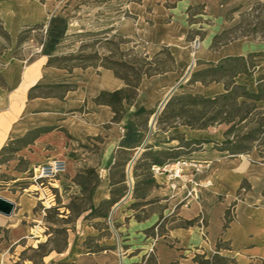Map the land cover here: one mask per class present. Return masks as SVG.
I'll return each mask as SVG.
<instances>
[{
	"label": "crops",
	"instance_id": "1",
	"mask_svg": "<svg viewBox=\"0 0 264 264\" xmlns=\"http://www.w3.org/2000/svg\"><path fill=\"white\" fill-rule=\"evenodd\" d=\"M195 4L204 7L205 15L224 20L223 16L233 0H142L131 1L127 5L129 14L135 17V21L125 19L126 23L117 27V34L120 35L122 31L124 37L145 43L148 53L158 54L161 49L167 48L175 60V66L164 74L142 79L139 95L133 104H125L126 114L120 123L112 122L114 114L110 107L95 103L101 92H113L125 87V82L113 70L101 67L74 68L70 72L48 63L55 57L58 44L70 33L72 26L60 15L57 0H47L45 3L33 0L21 12L11 11L4 19L0 16L13 36L22 26L45 24L48 20V38L41 54L30 59L15 78L8 80L9 90H0V153L12 141L22 139L29 132L41 128L49 129L47 133L61 129L83 141L101 138L97 167L100 183L95 191L93 204L98 207L103 201L110 199V170L119 150H139L143 145H155L162 141H167L164 145L173 146V143L178 142L168 143L167 133H153L155 116L149 119L151 130L145 138L138 123L139 116L154 111L175 95V86L184 81L185 71L193 61L217 63L226 57L248 55L247 44L243 40L212 50L210 46L216 33H212L211 37L207 36L201 49L193 53L188 40V10ZM38 86H55L51 89L54 93L41 94V91L47 89L37 88ZM195 86L203 89L197 94L223 91L221 84L215 85L218 87L216 92H210L214 85L204 87L197 83ZM222 127L192 130L182 126L181 133L188 140L221 142L224 140V130H220ZM213 131L217 133L215 136ZM202 153L208 154L201 151L195 155ZM209 154L203 163L205 166H201L202 173L184 175L182 181L177 182L178 185L189 188L191 181L210 180L212 187L204 190L201 196L188 198L184 196L186 192L183 188L171 191L168 177H163L167 173L156 176L160 189L170 192L168 196L171 204L179 206L178 221L185 223L198 219V222L189 227L173 226L161 235L151 254L154 263L150 262L149 256L153 239L145 231L155 221L150 218L138 221L134 214L124 212L123 207L127 204L124 199L112 208L115 222L120 226L118 230L125 233L117 249L114 247L99 253L89 252L85 246L87 238H97L100 244V233L98 229L83 225L73 236H69L64 252L50 253L44 257L43 263L200 264L195 257L200 255L206 256V259L211 258L217 251L218 242L223 240L225 244H230L231 249H221L220 255L233 259L232 264H264V161L256 152L238 157L211 150ZM243 182L250 189H242V198L232 210L233 221L225 229L226 212L238 200V191ZM35 207L36 203H33L29 207L24 206L23 210L29 214ZM14 226L18 227V224L15 223ZM19 231L21 230L11 232L18 234ZM21 237L25 238L26 234ZM17 245L18 240L10 246L0 243V264L17 263L13 260L12 251V248L16 250Z\"/></svg>",
	"mask_w": 264,
	"mask_h": 264
},
{
	"label": "rangeland",
	"instance_id": "2",
	"mask_svg": "<svg viewBox=\"0 0 264 264\" xmlns=\"http://www.w3.org/2000/svg\"><path fill=\"white\" fill-rule=\"evenodd\" d=\"M31 1L33 0H0L1 18H7L11 11L16 13L23 11L26 4ZM40 1L45 3L47 0ZM131 1L140 0H57L60 15L65 17L72 26L70 33L64 36L58 44L53 64L71 72L74 68L96 69L113 66L112 63L114 62H131L137 68L145 70L144 60L148 56V62L153 63V68H156L157 65L155 64L159 63H163V66L167 68L171 67L172 63L167 56V52L154 58L157 53H148L145 43L124 37L122 31L120 35L117 34V27L119 24L126 23L125 19L135 21V17L131 16L127 9V5ZM203 10L204 7L198 4L188 10L191 39L189 43L193 53L201 49L207 36L211 37L212 33L221 36V41L234 37L238 38L237 40H243L247 44L248 55L261 54L254 59L257 66L254 76L241 78V81L247 80L253 87L255 78L259 76L264 78V0H233V4L223 16L224 20L211 17L212 15H205ZM1 18L0 90H9L8 80L15 78L20 69L30 59L41 54L48 38V20L45 24L22 26L19 32L13 36ZM224 31H228V33L222 35ZM215 36L212 39L210 48L213 45ZM164 49H161L160 52ZM207 67V65H201L200 61H193L191 67L185 71L187 75L191 69L188 77L175 86V95L181 94L183 90L193 94L201 92L203 90L201 87L190 85L188 82L193 73ZM117 69L122 74L128 72L120 66H117ZM217 89L218 87L214 85L210 88V92H216ZM40 93L51 94L54 92L41 91ZM160 107V105L157 106L152 111L153 115L150 116L157 115L153 133L158 135L167 133L166 138L169 139L184 135L181 133L183 128L179 125L180 121H177V127L173 128H169L165 124L158 125V119L165 108L160 110ZM148 117L147 114H143L138 118V123L145 133V138L151 130V118ZM220 130H225V126ZM213 132L215 136L217 133L216 131ZM33 138L34 135H31L21 141L14 140L0 153V196L17 204L15 214L11 218L0 215V243L4 246H10L15 240H18L16 250L12 248L13 260L17 261L16 264H44V255L50 250H63L66 248V237L63 230H67V241L69 243V236H73V233L85 225L98 229L100 233V244L97 238H87L88 246L91 247L93 252L98 249L97 246L115 247L117 249L122 238L125 237V233L118 230L120 226L115 222L112 209L105 220H87L88 212L83 213V210L89 207L90 201L89 191L85 193L81 184L88 179L92 186L96 183L95 175L93 176L89 171L93 170L97 173L101 150L100 140H78L61 129L44 133L37 140ZM185 138L187 139L186 135ZM166 142L143 145L140 147L139 150L141 151L138 155V149H136L128 154H119L120 157H118L122 163L129 155L132 157L131 162L135 158L133 163L129 162L125 169L127 193L124 200L127 204L123 208L124 212H130L141 219L150 218L155 221L153 226L145 231V234L151 235L152 242L159 239L169 228L184 225L182 221H178L177 207L179 206H175V203L171 204L168 196L170 192L161 190L159 185H148L141 181L151 175L150 170L144 166L140 167L136 174L140 176L139 180L141 181L138 195H147V198L145 200L134 198L135 167L139 158L147 150V147H153V151L171 147L164 145ZM175 144H178V142L173 143V146H176ZM213 147L212 143L205 144L202 149L208 154H193L189 160L192 159L199 163L198 165L205 166L203 163L210 156V150L215 151ZM183 152L186 154L188 151ZM256 153L258 154V152ZM261 159L264 161L263 158ZM51 165L57 166L60 172L51 176ZM39 167H41L40 170L42 168L46 169L45 175H50L45 179L43 186L40 181L36 182L38 179L34 177L35 169ZM121 170L122 168L115 170L116 180L121 178ZM186 170L185 175L189 176L196 172L195 169L189 167ZM167 175L169 174H165L163 177L167 178ZM51 179L52 181L48 184L47 180ZM122 187L123 185H118L115 189L119 192ZM178 188L180 189L181 186L179 185ZM244 189L246 190V188ZM170 190L173 191L172 188ZM204 190L206 189L200 190V196L203 195ZM185 192L184 196H187V190ZM50 193L54 196L55 205L50 210H44L43 203L48 205L47 201L51 195ZM242 193L241 191V195ZM40 197L42 199L38 201L37 199ZM136 202H140V205L133 207ZM33 203H36V207L29 214H26L23 210L24 206L29 207ZM126 222L128 223V219ZM15 223L18 224V227L14 226ZM153 227L155 229H152ZM18 229L21 230L18 234H12V230L17 231ZM23 234H26L25 238L21 237ZM48 241L49 243L44 249L37 250L40 244ZM125 241L127 240H123V242ZM149 254L151 256L153 251H150ZM150 262L154 263L153 256H151Z\"/></svg>",
	"mask_w": 264,
	"mask_h": 264
},
{
	"label": "trees",
	"instance_id": "3",
	"mask_svg": "<svg viewBox=\"0 0 264 264\" xmlns=\"http://www.w3.org/2000/svg\"><path fill=\"white\" fill-rule=\"evenodd\" d=\"M141 1L142 0L135 2ZM227 33L228 31H224L222 35H226ZM220 37L221 36L219 35L215 36L211 47L212 50H218L219 48L238 39L234 37L229 40L221 41ZM188 40L191 41L190 33ZM164 52H167V56L172 63V66L169 68L163 66V63L155 64L157 66L156 68H153V63L148 62V56H146L144 60L146 64L145 70L137 68L135 64H132L131 62H114L112 63L113 66L104 67L113 70L115 75L125 82V87L123 89L113 92L103 91L95 99V103L97 105H105L112 109L114 114L112 119L113 123H120L124 119L126 114L125 104L131 105L136 101L139 95L141 82L144 77H153L164 74L174 68L175 60L167 48L156 54L154 58L163 55ZM260 55L261 54L259 53H253L248 56H231L223 58L217 63L201 62V65H207L208 67L193 73L188 83L190 85L200 83L204 87L221 84L223 86V91L215 94H193L182 91L181 94L173 95L169 98L163 112L160 115V118L158 119L159 126L165 124L169 128L177 127V121H180L179 125L189 127L192 130H208L218 126H225L223 133L224 140L221 142L203 139L188 140L184 135H182L174 136L169 139L168 143L178 141L176 146L166 147L156 151H153V147L151 146L147 147V150L139 158L135 167V199L145 200L147 198V195H138L141 181L148 185H158L155 178V167L162 169L163 167L175 164L182 159H190L196 152L203 151L202 148L205 144L212 143L215 151L226 156L238 157L241 155H249L256 151L260 157L264 159V78L261 76L255 78L253 80V87L247 80L241 81V78L244 76H254L257 68L254 59ZM48 63L54 65L53 58H51ZM117 66L126 69L128 71L127 74L120 73ZM42 87L47 89V91H51V89L55 88V86H38L37 88ZM46 95H50V93H47ZM144 114H147V116H149L148 118H150V116L153 115V112L149 111ZM49 131L50 130L47 128L37 129L29 132L26 137L17 141L24 140L31 135H34L33 139L37 140L42 134ZM98 139L100 142L102 141L101 138ZM185 150L188 151L186 154L183 152ZM129 152L131 151L119 150L117 155L128 154ZM117 155L110 170V199L103 201L98 207L94 206V194L100 183L99 176L95 171H89V173L93 174V176L95 175L96 177V183L93 186L91 185L89 179L81 184L85 193L89 191L90 205L83 210V213L88 212V215L86 216L87 220H105L108 217L110 210L120 203L127 193L125 169L127 164L131 162L132 157L129 155V157H127L122 163L118 158L120 155ZM142 166L150 170L151 175L150 177L140 181V176L136 174V171ZM118 168H122V175L120 179L116 180L115 170ZM245 184L246 183L243 182L240 190L238 191V200L226 212L225 229H227L229 224L233 221L231 213L238 201L242 198V189L246 188L247 191L250 189V186L246 187ZM118 185H123L119 192L115 189ZM136 205H140V202L133 204V207ZM135 218L138 221L145 220L141 219L137 215H135ZM197 222L198 219L187 221L184 223V226H193ZM155 227L152 229H155ZM63 232L66 237V248L63 250H50L44 255V257L54 251L62 253L67 249V230H63ZM48 243L49 241L44 244H40L37 250L44 249ZM85 246L88 251L92 253H99L109 249L97 246L98 249L93 252L91 247L88 246V240L85 242ZM221 249H231L230 244H225L223 240H221L217 244L216 253L211 258L206 259V256L197 255L195 260L200 264L234 263L233 259L220 255Z\"/></svg>",
	"mask_w": 264,
	"mask_h": 264
},
{
	"label": "built area",
	"instance_id": "4",
	"mask_svg": "<svg viewBox=\"0 0 264 264\" xmlns=\"http://www.w3.org/2000/svg\"><path fill=\"white\" fill-rule=\"evenodd\" d=\"M199 163L195 162L194 160H189V159H182L180 161H178L175 164H171V165H167L165 167L161 168H154L155 170V178L157 175H163L165 173L169 174L168 176V181L171 183L170 186L172 188L173 191H178L179 190V185H178V180L182 181L183 176L185 175V170L188 167H193L195 169V171L197 173H202V168L200 165H198ZM41 167L36 168L35 169V178L38 179L36 180V182L40 181L41 185H44V182L46 181L45 179H47L48 177H50V175H45V168H42V170H40ZM51 176L59 173L60 170L57 168V166L55 165H51ZM44 180V181H43ZM51 180H47L48 184H50ZM212 182L210 180H205V181H191V187L190 189L186 186V185H182L181 188H183L184 190H187V197L188 198H193V197H198L200 190L201 189H209L212 187ZM51 194V193H50ZM48 205H46L45 203H43L44 205V210L46 209H50L55 205V199L54 196L51 194L49 196L48 199ZM158 238V237H157ZM158 241V239L154 240L153 242V248L156 244V242ZM153 248L151 249V251H153Z\"/></svg>",
	"mask_w": 264,
	"mask_h": 264
},
{
	"label": "water",
	"instance_id": "5",
	"mask_svg": "<svg viewBox=\"0 0 264 264\" xmlns=\"http://www.w3.org/2000/svg\"><path fill=\"white\" fill-rule=\"evenodd\" d=\"M190 71H191V69L188 71V74L186 75V77L184 79H186L188 77V75L190 74ZM168 100H169V98L161 104L160 110L165 107ZM156 116L157 115H155V117ZM139 151H141V150H138L137 155L139 154ZM134 160H135V158L132 160L131 163H133ZM16 209H17V205L15 202H13V201L5 198V197L0 196V215L7 217V218H11L15 214Z\"/></svg>",
	"mask_w": 264,
	"mask_h": 264
}]
</instances>
